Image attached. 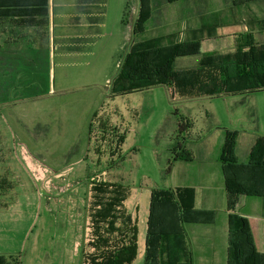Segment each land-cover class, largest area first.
<instances>
[{"label": "crops", "instance_id": "0c3cea01", "mask_svg": "<svg viewBox=\"0 0 264 264\" xmlns=\"http://www.w3.org/2000/svg\"><path fill=\"white\" fill-rule=\"evenodd\" d=\"M183 3L185 7L182 6ZM144 4L148 19L144 23L143 31L134 33V24L138 18L142 0H0V146L4 142L3 136L8 133L3 130L9 129L13 134L24 139L30 135L33 148L36 150H41L38 144H48L43 147L47 150L50 143L57 145L68 143L64 140L70 132L69 127L73 128L77 125L76 121L69 119L70 109L66 106L68 101L63 99L59 100L61 103L58 108L49 112L44 124L29 122L26 126L28 122H25L17 113L16 110H20L17 105L33 100L18 97L14 86L22 83L28 86L27 80L30 78L28 73H31V66L37 69V60L40 62L38 68L44 65L43 70L47 72V77L51 81L48 90L38 93L42 96H58L70 90H80L91 86L97 90V86H103L105 94L109 93V97L115 98L122 96L110 93L111 84L120 67L121 56H124L136 43L152 41L154 42L152 45L164 47L172 43L199 41L195 46L200 48V52L230 55L243 44L240 36L251 34L256 45H264L254 39V32L264 33V0H176L172 2L144 0ZM168 25L169 29L165 31ZM173 25L174 27H171ZM235 27L243 33L234 36L233 46H230L231 35L218 32L234 30ZM232 47L234 51L225 52ZM6 61L14 64L11 69L3 65ZM19 62L23 65L20 66ZM108 63L115 64L116 69L113 73V69L107 68ZM8 70H12L13 76H6ZM73 78L90 80V82L87 85L78 83L70 86V79ZM7 80L15 85H7ZM143 91L145 90L136 93ZM221 97L233 99L231 103L224 106L226 110L224 119L227 124L224 125L226 127H222L219 136L223 137L222 146L225 132L236 131L235 158L239 164L246 165L256 141L264 138V103H259V100H264V90L213 98ZM86 101L89 105L84 122L81 124L82 132L85 130L82 137L85 145L88 144V126L91 117L98 112L100 106L104 105L98 92ZM110 123L113 124V121L110 120ZM116 125L114 124L113 127ZM189 126L187 137L190 135L191 123ZM38 127H41L42 131H39ZM55 150V152L62 151V158L69 156L72 152V148L68 147L59 149L56 146ZM221 150L216 155L199 152L197 158L205 162L199 166L195 175L189 172V167L196 157L189 150L190 157L187 161L172 163L171 173H177L181 179L178 180L177 185L166 190H191L194 197V209L207 212V219L212 220L181 224L184 241L191 256L190 264H195L193 245L198 252L208 248L204 250V254L212 257L208 264H229L233 260L232 253L229 251V211L225 176L220 163ZM0 151V158H4L3 151ZM241 181L250 188L264 191V171H258L252 176L244 174ZM3 185L4 182L0 180V189ZM130 195L131 191H129ZM125 207L132 215L127 209L126 202ZM82 211L83 222L87 223L86 201ZM236 213L257 225L254 239L257 250L264 255V196L239 197ZM219 217H221V225L218 230ZM184 224L212 226L214 230L191 231L188 235L183 227ZM199 239L206 241L202 243L197 241ZM138 253L137 244L136 259ZM197 264L205 263L199 257Z\"/></svg>", "mask_w": 264, "mask_h": 264}, {"label": "rangeland", "instance_id": "374dc122", "mask_svg": "<svg viewBox=\"0 0 264 264\" xmlns=\"http://www.w3.org/2000/svg\"><path fill=\"white\" fill-rule=\"evenodd\" d=\"M182 6L185 7V3ZM168 29L169 25L165 31ZM218 33L231 35L229 45L233 46L232 38L243 31L235 27L234 30ZM254 33V39L264 44V33ZM231 51H234L233 47L225 50ZM199 59L198 55L178 57L173 67L194 68L199 64ZM37 61V69L31 66V73H28V86L24 83L16 86L7 80V85H15L18 97L33 100L17 105L20 109L16 110L17 113L28 122L26 126L29 122L44 124L49 112L58 108L61 103L59 100L63 99L68 101L66 106L70 109L69 119L76 121L77 125L73 123L76 126L69 127L70 132L64 140L68 143H50L47 150L43 149L48 146L46 143L38 144L41 150L33 148L30 135L24 139L9 129L3 130L8 133L3 136L4 142L0 146L4 155V158H0V180L4 182L0 189L1 260L19 264H82V246H87L85 242L89 233L86 221L83 222L82 208L88 196L89 179L99 176L130 189L131 195L126 200V206L136 218L139 251L133 264H143L150 192L153 189L173 187L181 179L177 173H171L170 165L171 149L176 143L180 117L187 118L192 125L190 135H184V146L196 157L189 167V172L195 175L199 166L205 162L197 158L199 152L211 155L220 152L223 137L219 136L222 127L227 124L224 106L233 99H184L178 95L172 98L165 86L115 98L109 97V93L105 94L103 86H97V90L91 86L70 90L58 96H42L38 93L48 90L51 81L43 70L44 65L38 68L40 62ZM18 64L23 65L20 62ZM3 65L11 69L14 64L6 61ZM114 65L107 64L108 69H113L112 73L116 69ZM13 74L12 70H8L6 76ZM89 82L73 78L69 85H87ZM96 92L104 101V105L97 110L103 115L98 118V122L96 120L90 145H85L82 140L85 130L82 132L81 124L89 105L86 100ZM259 103H264V100H259ZM106 117H110L113 124L106 121L107 128L103 130L100 124L107 120ZM114 124L118 126L113 127ZM38 130L42 131V128L38 127ZM123 133L124 142L118 147L117 138ZM56 146L59 149L72 148V152L62 158L61 150L55 152ZM160 215L164 220L172 218L169 213ZM220 225L221 217L218 230ZM183 227L188 235L191 231L214 230L212 226L205 225L184 224ZM197 241L204 243L206 240ZM205 249L208 248L198 252L192 246L195 264L199 257L205 264L211 261L212 257L204 254Z\"/></svg>", "mask_w": 264, "mask_h": 264}, {"label": "trees", "instance_id": "16d2710c", "mask_svg": "<svg viewBox=\"0 0 264 264\" xmlns=\"http://www.w3.org/2000/svg\"><path fill=\"white\" fill-rule=\"evenodd\" d=\"M147 19L148 12L142 0L134 33L143 31ZM240 40L243 44L230 55L200 52V48L195 46L199 41L172 43L164 47L152 45V41L136 43L123 56L110 93L124 95L165 86L172 98L178 95L193 99L264 90V45H256L251 34L240 36ZM197 54L200 60L195 68L177 70L173 67L176 58ZM101 115L95 112L91 117L88 145L96 120L98 122ZM105 119L100 124L103 130L107 128L106 121L110 122L109 117ZM189 125L187 118L180 117L176 143L171 149V166L175 161H187L190 157L184 146V135ZM124 137L123 133L117 138L118 147L124 142ZM236 137V131L225 132L220 155L229 211V251L233 257L229 264H264V255L257 250L254 239L257 225L236 213L239 197L264 196V191L250 188L241 181L244 174L252 176L264 171V138L256 141L249 162L241 165L235 158ZM129 191L128 187L99 176L89 179L85 199L89 233L85 242L87 246H82V264H132L135 261L138 230L136 218L125 207ZM193 198V192L188 189L151 191L143 264H190L191 256L181 224L212 221L207 219V212L194 209ZM161 213L171 214V220H164ZM1 259L0 264H19Z\"/></svg>", "mask_w": 264, "mask_h": 264}]
</instances>
